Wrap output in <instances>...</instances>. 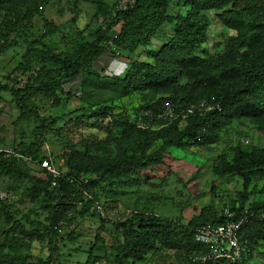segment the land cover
I'll return each mask as SVG.
<instances>
[{"label":"trees","instance_id":"trees-1","mask_svg":"<svg viewBox=\"0 0 264 264\" xmlns=\"http://www.w3.org/2000/svg\"><path fill=\"white\" fill-rule=\"evenodd\" d=\"M54 1L0 0V8L14 18L0 16V59L12 47L25 48L21 60L13 65L11 74L16 76L0 86V103L6 104L0 116L8 105H15L19 116L13 126L17 133L20 125H36L31 141L15 138L11 149L0 145V176L14 181L8 189L21 188L23 192L17 204L0 201V264H29L33 246H44V242L49 253L36 264H54L65 240L73 239L69 231L79 220L90 216L99 219L100 225L108 223L102 204L112 188L141 187V174L164 166L173 149L185 151L188 142L216 144L234 122L264 131V0H134L125 10L118 9V0H67L78 10L84 3L90 5L94 31L79 30L71 36L44 19L43 32H34L35 17L44 18L41 11ZM210 14L233 32L220 53L204 48L212 24ZM56 36L62 47L51 40ZM89 36L92 42L87 41ZM154 39L165 44L151 52ZM141 49L150 54L147 61L139 60ZM106 51L113 58L127 59L123 76L95 69ZM79 76L83 78L80 102L85 106L58 118L42 115L43 102L60 109L73 99L63 85ZM102 88L111 96L103 104L139 94L143 105L133 110L132 118L127 112L114 115L111 108L93 103L95 91ZM212 99L220 112L166 126L158 119L166 104L178 113ZM140 117L151 128L157 122L158 129L138 128ZM85 129L92 130L89 137L71 139ZM45 146L52 152L46 154ZM230 151L233 157L220 156L214 175L242 178L244 192L238 194V202H230L223 210H216L214 204L205 206L187 225L180 216L168 219L135 212L116 226L120 237L114 264L141 261L160 247L186 252L189 264H233L227 260L203 263L201 257L210 250L196 242L201 227L229 220L225 209L234 213V221L245 218L241 236L248 241V252L236 264H264V188L260 190L262 198L249 202L251 187L256 181L264 182V147L245 149L239 144ZM45 160L59 172L58 177L42 168ZM36 172L43 177H36ZM211 189L212 198H216L214 186ZM27 198L30 210L23 214L19 204ZM31 204L39 208H31ZM101 236L97 233L84 251H70L87 256L77 264H102L105 257L95 255L104 243Z\"/></svg>","mask_w":264,"mask_h":264},{"label":"rangeland","instance_id":"rangeland-1","mask_svg":"<svg viewBox=\"0 0 264 264\" xmlns=\"http://www.w3.org/2000/svg\"><path fill=\"white\" fill-rule=\"evenodd\" d=\"M41 12H43L44 18L36 16L34 19L36 26L34 32L38 34L42 33L45 28L44 19L57 27H62L63 33L71 36H76L79 30L86 29L88 32H92L96 28L90 21L92 8L85 3L78 10L73 4L68 3L67 0H55L52 6L45 7ZM7 15L8 18L6 19L14 20L6 9L0 8V16L7 17ZM210 18L212 19V24L208 31V42L204 48L212 54L216 52L220 53L224 49L226 39L233 32L225 30L215 15L210 14ZM54 38L51 40L57 41L62 47L59 37L56 36ZM87 41L92 42L91 36L87 38ZM164 44L163 40L154 39L150 46V51H158L161 47H164ZM24 51V46L12 47L0 59V86H5L6 82L10 81L9 78L13 75L11 72L14 69V62L21 60V55ZM137 55L139 60L147 61L150 54L146 49H141ZM126 61L127 59L125 58H122V60L113 58L106 51L96 63L95 69L97 71L105 69L116 76H123L126 72L125 69V72L122 74L124 66L128 67ZM15 76L16 74L13 75V77ZM82 81L83 78L79 76L68 81V83H64L65 92L71 93L73 99H68L60 109L52 108L50 107V103L43 102L41 108L45 111L40 110L41 114L58 118L82 109L85 106L80 102V99L83 97ZM94 95L97 96L94 99L95 102H93L95 105H101L104 100L111 98L110 92L108 90L105 91V88L95 91ZM5 105V103H0V109H4ZM140 105H143L142 97L136 94L132 98H123L121 101L117 100L112 103L103 104L102 107L111 108L114 115L127 112L132 118L134 116L133 110ZM18 116L19 113L15 105H8L0 116V145H3L7 149H11L15 138L19 142L22 140H32V132L36 125L34 123L20 125L18 126L17 133L13 124ZM231 126V128L222 134L216 144L201 146L197 143L188 142L189 146L185 151L173 149L172 156L166 159L164 166H160L152 172H148V174H141V187L136 185L135 188H131L126 187L127 185L124 187L116 185L115 188H112L113 192L109 195L108 200L104 202L105 207L102 204L108 223L100 225L99 219L90 216L86 220H79V224L71 228L75 232L69 231L73 234V241L65 240L61 255L54 264H77L78 262H84L87 256L81 255V252L71 253L70 251L74 249L76 251H84L87 248L84 246H90V242L94 240L97 233L102 235L104 243L100 247V250L99 247L96 248L95 255L105 257L102 264H114L115 254L113 253L120 237V233L117 230L118 227L116 226L130 218L135 212H151L168 219H177L180 216L183 217L184 224L187 225L199 213L201 208L205 206H212L214 204L216 210H223L224 206L230 202H238V194L240 195L244 192L242 178L239 175L231 174L215 176L214 169L221 162L220 156L233 157V153L230 151L231 147H237L239 144L245 149L264 147V131L259 132L251 128L250 126L252 125L242 127L237 122H234ZM91 131L85 129L82 131L83 134L78 133L71 137V139L76 140L81 138V136L89 137L92 133ZM95 133L96 135H101L98 132ZM45 151L46 154H49L52 152V149L49 146H45ZM36 177H43V175L36 172ZM10 178V176H0V189L6 192L9 191L10 201L13 204H17L19 201H22L23 192L21 188L17 191L8 189V186L14 184V181ZM146 180L147 182L145 183L144 181ZM212 186H214L216 198H212ZM262 188H264V182L256 181L254 183L250 189V203H254L262 198L260 193ZM10 191L12 192L10 193ZM28 198L19 204L21 205L19 210L23 214H26L30 210ZM33 206L39 208V205L31 204V208ZM80 206L82 205H78V207ZM18 212L20 211H16V213ZM98 227L99 230H97ZM40 244L33 246L32 252H30L32 260L29 261V264H36L39 258L49 253L48 249H46V242H44V246ZM130 264H189V261L187 253L182 250L175 251L160 247L155 252L146 255L143 260L131 262ZM249 264H252V262Z\"/></svg>","mask_w":264,"mask_h":264},{"label":"built area","instance_id":"built-area-1","mask_svg":"<svg viewBox=\"0 0 264 264\" xmlns=\"http://www.w3.org/2000/svg\"><path fill=\"white\" fill-rule=\"evenodd\" d=\"M118 4V9L125 10L130 5L132 6L134 4V0H118ZM213 100L214 99L211 101H202L198 105L178 113L172 105L166 104L163 113L159 115L158 119L159 121H163L165 123L164 126H166L177 120L187 121L193 116L205 115L211 111L220 112L222 109L219 105L213 104ZM145 116L148 117L149 114ZM152 121L153 119L150 120V123H153ZM155 124H157V122ZM155 124L154 127L151 128L142 117L137 121V127L143 130L158 129ZM7 152L13 154L12 151ZM14 155L18 159L23 158L26 161H33L31 158L22 157L17 154ZM35 163L38 162L35 161ZM41 166L43 169L52 173L54 177L60 175L49 160L43 161ZM53 185L56 186V183L54 182ZM10 199V194L0 189V201H8ZM224 216L226 219H229L227 222L220 225H205L196 233V242L205 245L210 250L208 255L201 257L203 263H207L208 261L220 262V260H227L236 264L239 263L248 252V241L241 236L242 225L245 218L240 221L232 220V217L235 215L230 209L224 210Z\"/></svg>","mask_w":264,"mask_h":264}]
</instances>
